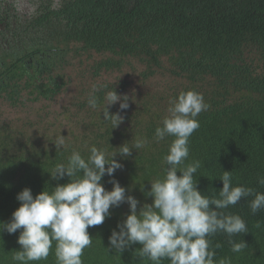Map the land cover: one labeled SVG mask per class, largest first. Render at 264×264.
Masks as SVG:
<instances>
[{"label": "trees", "instance_id": "trees-1", "mask_svg": "<svg viewBox=\"0 0 264 264\" xmlns=\"http://www.w3.org/2000/svg\"><path fill=\"white\" fill-rule=\"evenodd\" d=\"M85 52L172 82L96 85L80 132L0 116V264H264V0H0L9 106Z\"/></svg>", "mask_w": 264, "mask_h": 264}, {"label": "rangeland", "instance_id": "rangeland-1", "mask_svg": "<svg viewBox=\"0 0 264 264\" xmlns=\"http://www.w3.org/2000/svg\"><path fill=\"white\" fill-rule=\"evenodd\" d=\"M102 57L103 55L93 52H85L75 58L67 57L54 71L56 75L63 77L66 84L52 99L30 103L27 108L19 109L0 100V116L31 122L35 121L38 116H43L45 125L46 123L54 124L50 126L51 131L80 132V127L76 125L81 116L77 110L78 101L87 90L96 85L103 82L113 83L126 80L128 82L126 92L137 93L158 90L172 82V78L162 72L144 80L140 74L143 66L133 59H128L121 70L102 71L94 76L92 65Z\"/></svg>", "mask_w": 264, "mask_h": 264}]
</instances>
